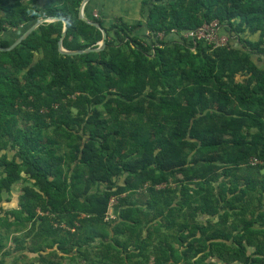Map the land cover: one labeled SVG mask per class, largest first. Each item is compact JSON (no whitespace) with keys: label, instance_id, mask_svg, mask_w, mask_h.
<instances>
[{"label":"trees","instance_id":"obj_1","mask_svg":"<svg viewBox=\"0 0 264 264\" xmlns=\"http://www.w3.org/2000/svg\"><path fill=\"white\" fill-rule=\"evenodd\" d=\"M83 1L0 0L1 49L57 19L0 50V226L28 225L13 251L264 264V0H139L144 23L89 17L99 51ZM214 22L227 46L179 36ZM64 28L65 50L90 51L62 53Z\"/></svg>","mask_w":264,"mask_h":264},{"label":"rangeland","instance_id":"obj_2","mask_svg":"<svg viewBox=\"0 0 264 264\" xmlns=\"http://www.w3.org/2000/svg\"><path fill=\"white\" fill-rule=\"evenodd\" d=\"M30 0H25L28 3ZM139 0H91L86 6L88 11L85 13L84 8V16L92 21L91 17L101 18L102 25L104 27L109 28L115 22L119 21L120 15L125 18V20L136 23H144L145 18H141L137 15V13L133 12L137 7V3ZM125 3V4H124ZM128 3L130 5H128ZM131 18V20H129ZM29 29V28H28ZM27 29V30H28ZM26 30V31H27ZM26 31L20 30L18 32L11 31L4 34L5 38L12 44H14L20 36ZM140 34L148 35V31L146 28L141 29ZM252 40H258V36L251 37ZM190 41V39H189ZM200 41V40H199ZM203 42V41H201ZM206 43V42H204ZM193 51L195 48L193 47ZM40 54L36 55V58H39ZM12 155V154H11ZM10 155V158L12 157ZM25 179L29 176L24 175ZM123 182V181H121ZM26 185V181L19 182L15 184L12 188L10 194L4 193V199L8 202L3 204V208L6 210H11L17 207V201L19 195L22 194V189ZM109 213L114 214L113 209L109 205ZM2 215V214H1ZM115 215V214H114ZM11 218V216H8ZM28 225L22 224L21 221L15 222L10 228L6 227V224L0 226V241L2 248H0V264H41L37 259L33 258L32 255L28 254L27 257L23 256L20 252H14L15 248V237H20L25 232ZM9 252V255L7 254ZM248 253H252V249H249ZM76 255H72L71 257H61L58 255L52 260L53 262L60 261L59 264H86L81 258H75ZM220 263V262H219ZM237 264V263H236Z\"/></svg>","mask_w":264,"mask_h":264},{"label":"built area","instance_id":"obj_3","mask_svg":"<svg viewBox=\"0 0 264 264\" xmlns=\"http://www.w3.org/2000/svg\"><path fill=\"white\" fill-rule=\"evenodd\" d=\"M174 32V31H173ZM179 36H183L185 39L200 40L208 44L213 45L214 47H223L227 46L229 39L226 35H222L220 32V27L217 22H214L210 25H205L202 28L196 31H188L185 33H179ZM160 38H163V35H159ZM252 164H264V161H259L256 158L251 160ZM117 203L116 199L110 201V207L113 209V206ZM109 219H115V215L108 213Z\"/></svg>","mask_w":264,"mask_h":264},{"label":"water","instance_id":"obj_4","mask_svg":"<svg viewBox=\"0 0 264 264\" xmlns=\"http://www.w3.org/2000/svg\"><path fill=\"white\" fill-rule=\"evenodd\" d=\"M91 0H84L82 5H81V9H80V18L82 20H84L85 22L91 24V25H94L96 27H99L100 29H102V32H103V41L100 43V47L96 49V51H99L101 49H103L106 45V40H107V32L105 31V29H103V27L96 23V22H93V21H90L89 19H87L85 16H84V8L85 6L90 2ZM57 19L56 18H44V19H40L38 20L37 22H35L25 33H23L20 38L13 44L11 45L9 48H6V49H1L0 50H11L15 47H17L18 45H20L23 40H25L34 30H36L40 25H42L43 23H46V22H52V21H56ZM66 35V28H64V31H63V34H62V38L59 42V49L62 53L64 54H68V55H75V54H79V53H83V52H88L90 51V49L86 50V51H67L63 48V44H62V41H63V38L65 37Z\"/></svg>","mask_w":264,"mask_h":264},{"label":"crops","instance_id":"obj_5","mask_svg":"<svg viewBox=\"0 0 264 264\" xmlns=\"http://www.w3.org/2000/svg\"><path fill=\"white\" fill-rule=\"evenodd\" d=\"M125 4V3H124ZM128 5H130L129 3H128ZM135 10L133 11L134 13L136 12L137 13V15L140 17V10H141V6H140V1L137 3V7L136 8H134ZM120 19H124L125 20V18L124 17H122L121 15H120V17H119ZM129 20H131V18L129 19ZM127 21V20H126Z\"/></svg>","mask_w":264,"mask_h":264}]
</instances>
